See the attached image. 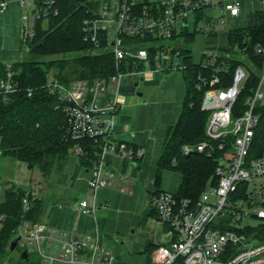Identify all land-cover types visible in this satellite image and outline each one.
I'll use <instances>...</instances> for the list:
<instances>
[{
  "label": "built area",
  "instance_id": "obj_1",
  "mask_svg": "<svg viewBox=\"0 0 264 264\" xmlns=\"http://www.w3.org/2000/svg\"><path fill=\"white\" fill-rule=\"evenodd\" d=\"M56 1L0 0V15L5 14L12 3L19 5L22 40L27 50L35 36L36 22L40 19L47 22L58 15ZM257 1L264 7V0H102L98 9L88 10L90 16L83 22V39L94 45L93 53L114 55L116 74L92 82L75 80L67 85L53 74L48 75L46 87L57 97L67 119L64 138L78 142L90 140L98 147L97 158L91 163L92 177L88 181V192L95 197L100 188L116 180L115 173L107 168L108 155L135 162L145 153V149H136L116 137L117 117L124 108L123 79L138 76L146 81L158 73L184 72L190 61L200 67L193 82L198 90H204L202 108L209 112L208 140L184 145L182 152L213 156L216 152L213 142L218 143L220 150L226 147L225 143L229 148L219 159L218 184L206 189L196 205L189 199H179L172 192L161 191L151 197L157 222L168 228V239L154 249L151 264H264V242H256L236 230L243 228L241 223L246 217L256 215L264 219V154L248 159L259 121L255 109L264 99V76L247 97L245 110L234 119L233 107L250 76L248 68L239 65L232 85L219 88L216 85L221 82L220 73L227 67L228 53L204 52L199 61H194L191 51L183 52L179 42L176 45L161 42L174 40L175 35L189 28L191 21L196 25L194 31L216 32L224 27L225 17H239L245 2L253 7ZM200 23L203 26L200 27ZM241 54H246V47ZM256 55L262 57L261 70L264 72L263 46L256 48ZM19 87L12 64H6V75L0 81V100H6ZM230 136L231 142H224ZM74 152L77 156L87 154L81 143ZM121 181L124 182L122 191H125L129 182L123 178ZM243 184L248 185V199L234 198ZM78 206L82 214L94 215L99 205L80 200ZM24 207L28 208L27 199H24ZM4 219L1 215L0 228ZM15 239L28 253V258L31 252H38L43 264L114 262V256L103 247L98 235L80 239L77 235L69 236L66 231L24 221Z\"/></svg>",
  "mask_w": 264,
  "mask_h": 264
},
{
  "label": "trees",
  "instance_id": "obj_2",
  "mask_svg": "<svg viewBox=\"0 0 264 264\" xmlns=\"http://www.w3.org/2000/svg\"><path fill=\"white\" fill-rule=\"evenodd\" d=\"M58 15L52 16L46 22L40 19L35 25L34 39L29 43L28 58L12 64L16 73L19 90L10 94L6 100H0V153L27 164L28 168L40 170L44 176L50 175L57 158L68 154L81 143L87 154L79 156L83 164L90 166L97 158L98 147L93 141H75L64 138L67 119L59 106L57 97L47 89L48 75L54 76L63 84L74 80L109 78L116 74V62L110 52L93 53L95 47L83 39V22L90 16V4L83 0H57ZM259 23L247 28L230 30L228 32L229 46L222 48L231 52L226 58L227 67L220 73L221 82L216 86L227 88L232 85L235 69L244 65L241 50L246 47V54L257 69H262V57L256 55V48L264 47V10L258 13ZM197 31L185 29L181 35L185 43L194 41ZM183 47V46H182ZM183 52L191 50L182 48ZM63 55L58 59H46L48 56ZM191 55L189 56V58ZM225 59V58H224ZM193 61V60H192ZM201 71L200 67L189 62V67L182 72L185 78L186 92L182 111L176 121L167 131V138L162 147L156 165V195L161 192L160 178L164 171L174 170L181 175V183L175 193L179 199H189L194 205L201 194L218 184L216 169L220 158L229 148L219 149L213 142L216 152L213 156L204 153L184 154V145H196L207 141L206 129L209 112L202 108L204 90H198L193 82L194 75ZM6 75V64L0 63V81ZM260 77L251 72L244 88L233 107V118L236 119L245 110V101L258 86ZM31 90V96H29ZM255 113L259 121L254 131L248 159H256L264 154V104L256 106ZM230 136L224 142H231ZM137 149V146L135 145ZM248 185L239 188L236 199H248ZM24 199L28 208L24 207ZM40 211V201L33 197L26 188L13 185L5 191L0 201V216L4 215L3 226L0 228V255L12 250L11 244L19 226L24 221L36 223ZM156 215L155 209H151ZM256 223L247 225L239 232L245 233L256 242H264V219L256 218ZM229 220V218L227 219ZM224 223V220H221ZM18 247V245H17ZM16 247V248H17ZM157 245L152 244L145 249L149 258L145 264H151V254ZM15 248V249H16ZM28 259V258H27Z\"/></svg>",
  "mask_w": 264,
  "mask_h": 264
},
{
  "label": "rangeland",
  "instance_id": "obj_3",
  "mask_svg": "<svg viewBox=\"0 0 264 264\" xmlns=\"http://www.w3.org/2000/svg\"><path fill=\"white\" fill-rule=\"evenodd\" d=\"M101 1L83 0V3L90 4L93 9H98ZM155 1L165 2L167 0ZM263 10L264 7L261 2H254L253 7H251L250 2H245L241 15L239 17H225L224 27L216 32H198L192 43H185L183 36L174 40H162L161 42L168 45H176L179 42L184 48L191 50L194 61H199L204 52L209 54L228 53L229 56H232L230 51L222 49L229 46L228 32L258 24V13ZM1 16L0 63L13 64L27 59L29 48L26 50V44L22 40L21 9L20 14L17 13L11 18L3 19L4 17L1 18ZM199 26L203 25L200 23ZM195 27V23L191 21L188 29L193 32ZM62 57L63 55H53L46 57V59ZM241 59L245 61L244 65L248 68L250 74L254 72L261 79L263 78V70L257 69L253 65L254 63L248 59L247 54L242 55ZM50 74L54 75L55 72ZM195 77L196 75L193 79ZM136 81L138 86L133 85ZM185 90L184 75L178 71L158 73L153 82H147L138 76H126L122 81L121 93L126 95L128 99L132 95L139 99L137 104H133L127 110L130 119L125 120V122L128 121L132 131L145 135L148 138V143L147 154L143 158L145 164L142 167V160L141 165L136 168L143 175L137 182L138 190L134 191L135 193H130L129 187H127L126 191L122 192L121 185L114 181L111 186L107 187L109 191L114 192V199L109 202L111 207L108 208L107 213L97 214L101 229V243L114 256L113 264H145L149 258L145 249L162 240L166 226L163 223H158L155 219L149 205L147 190L155 187L153 182L156 179V162L167 138L168 129L175 124L182 111ZM139 93L142 95L137 96ZM262 103L264 104V99ZM125 113L126 111L123 109L122 114ZM68 157L72 159L79 158L75 152L69 154ZM127 161L132 163V161ZM55 163L57 164V162ZM56 164L55 169L52 170V175L44 176L43 180L39 178L36 183L41 187V195H44L47 199L51 197L53 200H63L66 192H72L74 189L70 186V179H62L56 176L58 172ZM37 177V172H35L34 179ZM134 183L131 184L130 189ZM180 183L181 175L177 171L167 170L161 175L160 186L163 189L169 187L170 190L176 192ZM255 223V218L246 217L242 221L241 227ZM22 252V247L18 245L16 249L1 254L0 264H43L38 252H31L26 260L21 257Z\"/></svg>",
  "mask_w": 264,
  "mask_h": 264
},
{
  "label": "crops",
  "instance_id": "obj_4",
  "mask_svg": "<svg viewBox=\"0 0 264 264\" xmlns=\"http://www.w3.org/2000/svg\"><path fill=\"white\" fill-rule=\"evenodd\" d=\"M17 13L20 14V7L17 3H12L7 12L3 14L1 18H11ZM157 76L158 74H155L150 80L146 81L153 82L155 81V78ZM133 85L138 86L137 81ZM121 95L124 98L123 109L124 111H126V113L123 115L122 110V113L117 117L116 137L119 140L131 143L134 147L136 145L137 149H145V153L142 158L137 159L135 162L132 163L128 162L125 159L118 158L114 155H108L107 168L115 173V181L121 185L120 189L124 187V182L121 181V178H123L125 182H129L127 187H129L130 193H135L134 191L138 190L137 182L139 181V178L143 176L142 172L137 171L136 168L141 165V161L147 154L148 138L145 135L132 131V128L129 125L128 121L125 122V120L130 119V116L127 115V110H129V108H131L133 104H137L139 102L138 97L132 95V97L128 99L126 95L122 93ZM141 95L142 94L139 93L137 96ZM73 152L74 150H71L68 154L57 158L55 161L57 162V164L54 163L52 169H55L54 167L56 164V168H58L56 176L62 179H70V186L74 189V191L72 192H66L63 200H53L51 197L47 199L44 195H41V187H39V185L36 183V180H38L39 178L43 180L44 177L43 173L40 170H31L25 163L11 158L10 156H3L0 153V201H2L5 191L11 188L13 185L26 188L32 192L34 198L40 201V211L36 223L45 225L47 227L55 228L59 231H66L69 236L77 235L80 239H84L87 236L94 237L98 235L101 242V229L100 224L97 220V214L103 215V212L107 213L106 211L109 210V207H111L109 206V202L113 201L114 199V192L109 191L107 187L111 185H108L103 188H100L96 196L93 197L88 192V181L92 177L91 168L90 166L83 164V161L80 157L77 159L69 158L68 155L73 154ZM144 164L145 161L143 160L142 167L144 166ZM35 172H37L38 175L36 179H34ZM52 174L53 171H51L50 175ZM133 183L134 185H132L133 187L130 189L131 184ZM159 188L160 191L165 192L174 193L175 191L170 190L169 187H165V189H163V187L161 188L160 186ZM155 190L156 186L151 190H147V193L149 195L150 207L151 197ZM77 191H79L80 193L78 192V194ZM82 193L83 195H81ZM80 200H88L90 203H97L99 206L96 210V213L94 215L82 214L78 206ZM104 204L107 205L104 207ZM153 215L155 219H157L156 215ZM167 229L168 228L166 226L165 231L163 233L164 235H162L163 237L161 242L155 245L163 243L167 240Z\"/></svg>",
  "mask_w": 264,
  "mask_h": 264
},
{
  "label": "water",
  "instance_id": "obj_5",
  "mask_svg": "<svg viewBox=\"0 0 264 264\" xmlns=\"http://www.w3.org/2000/svg\"><path fill=\"white\" fill-rule=\"evenodd\" d=\"M168 239V236L166 237ZM18 240H14L11 244V249L14 250L17 247ZM22 259L26 260L28 258V253L23 251L21 254Z\"/></svg>",
  "mask_w": 264,
  "mask_h": 264
}]
</instances>
